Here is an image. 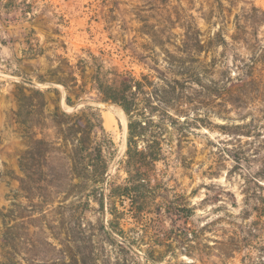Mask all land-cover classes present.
Returning a JSON list of instances; mask_svg holds the SVG:
<instances>
[{"label":"rangeland","instance_id":"374dc122","mask_svg":"<svg viewBox=\"0 0 264 264\" xmlns=\"http://www.w3.org/2000/svg\"><path fill=\"white\" fill-rule=\"evenodd\" d=\"M15 2L16 11L8 0H0L5 4L0 12V260L4 259L2 212L8 208L19 253L15 264H60L70 247L76 249L74 238L89 240L92 233H98L100 222L108 219L98 210L90 190L78 200L45 183L34 189L35 194L22 189L20 158L28 133L17 115L20 86L26 93L32 88L59 89V93H47L49 103L41 123L31 119L38 124L34 127L38 137L55 138L57 129L46 115L55 110L56 103L73 111L86 100L99 109L104 125V113L115 114L117 126L105 125L115 149L107 175L110 181L123 183L127 173L120 160L128 144V117L125 114L124 126L121 107L95 100L92 76L99 74L111 83L125 73L172 76L166 68L165 50L180 46L192 25L200 28L207 45L199 57L216 63L212 75L230 91L214 87L203 91L189 120L200 121L181 137L180 152L179 134L170 127L165 156L157 162L155 176L161 183L158 202L183 198L195 214L178 220V230L162 237L159 234L173 226L169 216L157 213L159 207L140 222L128 214L123 227L141 243L139 256L121 253L99 235L94 236L96 249L86 241L85 256L89 264L94 258L98 264H154L145 261L148 248L153 247L155 257L160 258L155 264H264V178L259 175H264V104L249 87L239 94L234 86L238 83L236 64L244 66L247 84L253 75L264 78V0ZM253 61L256 69L252 70ZM59 76L68 79L72 99L78 104H67L65 87L50 81ZM76 92L83 94L80 101ZM241 124L242 129L238 128ZM246 131L250 135L242 134ZM52 168L47 173L57 174ZM180 228L197 231L190 243L194 246L191 255L184 249L185 241L177 239Z\"/></svg>","mask_w":264,"mask_h":264},{"label":"trees","instance_id":"16d2710c","mask_svg":"<svg viewBox=\"0 0 264 264\" xmlns=\"http://www.w3.org/2000/svg\"><path fill=\"white\" fill-rule=\"evenodd\" d=\"M8 3L16 11L15 0H8ZM3 8L5 4L1 3L0 12ZM201 35L199 27L190 25L185 30L182 44L176 46L174 50H165L166 68L172 76L164 72L142 73L140 77L125 73L114 83L103 80L99 74L92 76V88L96 90L95 100L121 107L128 117V144L120 160L127 173L123 183L110 181L109 174L107 175L111 159L115 156L114 142L96 106L83 100L82 107L68 111L56 103L55 110L49 116L46 115L57 129L55 138L38 137L37 132L34 131V127L38 124L31 119L37 118L38 123H41L39 119L43 113L45 114L49 103L47 93H59V89L56 87L32 88L29 89L30 93H26L25 87L20 86L17 115L28 133L27 148L20 158V166L24 173L21 178L22 189L28 188L35 194L34 189L44 186L45 183L48 186L58 187L66 194V197L73 195L78 200H82L85 195L88 196L86 191L90 190L94 192L93 200L97 202L100 213L108 216L107 222H100L97 228L98 233H92L88 237L89 240H86L84 236L74 238L76 249L70 247V252L62 258L60 264H89L85 256L87 246L84 245L87 241L96 249L94 240L96 235L118 248L121 253H133L139 256L137 249L141 247V243L135 236H130L129 231L123 227L122 221L128 214L140 222L147 213H156L153 209L159 207L157 213L169 216L173 226L168 231L164 230V234H159V237L178 230V220L190 218L195 214V208L188 202H183V198L157 201L161 183L155 176V169L157 162L165 156L164 145L168 142L167 133L170 127L179 134L177 148L180 152L181 137L191 131L192 124L200 121L198 118H195V123L189 120L191 111L197 108L196 101L203 91L208 87L224 88L230 91L227 84L214 79L212 74L216 71V63H206L199 57L206 51L207 46ZM255 66L256 62L253 61L250 68L256 69ZM236 68L238 83L234 86L237 92L241 94L249 87L256 97H260V103L264 104L262 102L264 78L253 75L247 84L243 75L244 66L236 64ZM209 76L212 78L208 79ZM74 78L77 80L76 77ZM53 79L50 81H56L65 87L67 104L72 106L78 104L72 99L68 79L62 76ZM207 79L210 83H206ZM79 89L84 91L83 87ZM85 91L88 93L87 90ZM75 95L78 101L83 97L81 92H76ZM252 125L251 122L250 129ZM241 127L244 125L238 126V128ZM242 134L250 135V132L246 131ZM55 159H59V164L55 163ZM48 167H53V171L56 169L57 174L47 173ZM259 175L264 178L263 174ZM27 197L32 198V196ZM118 203L122 209L119 208ZM127 205L128 208H126ZM11 212L10 208L2 212L4 259L0 260V264H15V256L19 254L14 247V225L8 219L11 217ZM155 229L156 232L163 230ZM196 234L195 230L179 229L177 239L185 241L184 249H187L190 255L193 251L190 247H194L190 243ZM147 251L149 253L145 255L146 262L153 261L155 264L160 261V258L155 257L153 247L148 248ZM92 264H98L97 259L94 258Z\"/></svg>","mask_w":264,"mask_h":264},{"label":"bare ground","instance_id":"6f19581e","mask_svg":"<svg viewBox=\"0 0 264 264\" xmlns=\"http://www.w3.org/2000/svg\"><path fill=\"white\" fill-rule=\"evenodd\" d=\"M120 115L122 117V123L123 125L125 126L126 125V115H125V112L121 109L120 111ZM104 117H105V125L108 127V128H115L117 126V119H116V116L115 114H113L111 111H106L104 113ZM125 132V131H124Z\"/></svg>","mask_w":264,"mask_h":264}]
</instances>
